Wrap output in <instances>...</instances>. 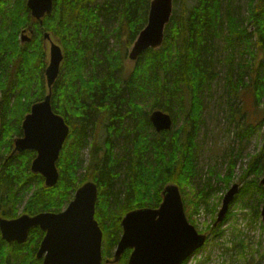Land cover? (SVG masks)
<instances>
[{
    "label": "trees",
    "instance_id": "1",
    "mask_svg": "<svg viewBox=\"0 0 264 264\" xmlns=\"http://www.w3.org/2000/svg\"><path fill=\"white\" fill-rule=\"evenodd\" d=\"M150 1L53 0L51 14L39 24L27 0H0V216L60 212L77 187L94 181L102 264L113 257L124 214L157 207L165 185L179 187L185 215L196 228L194 215L208 209L211 193L205 187L196 188L194 179L198 175L196 139L204 93L214 79L213 64H227L226 84L232 99L243 104L244 94L249 93L256 107L264 99V0H249L245 15L229 0H197L193 5L173 0L162 45L143 51L124 72L127 49L147 22ZM23 32L30 33V41L21 42ZM45 32L63 50L51 106L70 128L56 162L59 177L52 187L30 169L34 150L11 154L14 139L22 136L24 116L48 92ZM110 37H123L124 52L109 47ZM216 39L222 40L226 52L221 60L215 57ZM235 52L250 58L239 64L238 73ZM155 109L168 112L174 125V110H179L185 113L184 121L177 129L156 132L149 120ZM260 125L261 121H247L245 131L250 136ZM260 159V154L251 157L234 198L257 195L252 221L263 201ZM232 169L233 164L222 178L226 185ZM251 174L254 178L247 180ZM230 215L217 226L213 219L202 230L219 236ZM43 235L37 227L24 243H7L0 236V264H43L36 257ZM130 252L126 249L115 264H127Z\"/></svg>",
    "mask_w": 264,
    "mask_h": 264
},
{
    "label": "water",
    "instance_id": "2",
    "mask_svg": "<svg viewBox=\"0 0 264 264\" xmlns=\"http://www.w3.org/2000/svg\"><path fill=\"white\" fill-rule=\"evenodd\" d=\"M52 4L53 0H27L31 16L39 24L45 15L51 14ZM172 9L173 0L150 1L146 25L128 52L130 60L135 61L148 48L162 45ZM43 38L49 43L44 70L48 92L43 100L33 103L24 116L22 136L14 139L11 154L34 150L36 156L30 169L43 176L45 186L52 187L59 177L56 162L70 128L51 106L52 86L60 73L63 51L48 32ZM21 41H30V38L23 34ZM149 120L157 132L170 129L173 123L171 115L162 109L153 110ZM259 184L264 193V176ZM238 191V184H234L225 193L214 226L224 219ZM161 197L157 207H141L124 214L120 221L122 233L112 259L106 263H117L124 251L130 249L127 264H182L204 244L207 234L199 233L188 222L179 187L174 183L165 185ZM96 198V183L86 181L77 187L73 198L60 212L24 213L11 219L0 216V235L8 243H23L29 231L39 227L45 233L36 257L42 258L43 264H102V231L94 218ZM260 215L264 220V197Z\"/></svg>",
    "mask_w": 264,
    "mask_h": 264
},
{
    "label": "rangeland",
    "instance_id": "3",
    "mask_svg": "<svg viewBox=\"0 0 264 264\" xmlns=\"http://www.w3.org/2000/svg\"><path fill=\"white\" fill-rule=\"evenodd\" d=\"M187 1L189 5L197 2V0ZM229 1L235 7L239 6L244 15L247 13L249 0ZM225 3L226 1L223 2V7ZM27 35L30 33L27 32ZM52 38L59 44L54 37ZM123 41V37L118 40L110 37L108 45L113 49L120 48L124 52ZM131 46L126 52L124 72L132 68L135 63L128 58ZM214 46L215 57L223 59L226 52L223 50L222 40L216 39ZM45 51L48 58V41H45ZM96 56L99 58L101 55L97 53ZM249 59L248 54L234 53L236 73L240 71L237 68L239 64L245 63ZM98 67L101 70V66ZM213 71L215 74L211 87L204 93L202 123L196 139L198 175L194 179L195 187L199 189L205 187L211 193L208 209L201 208L199 214L194 215L197 228L200 231H203L202 229L209 225L213 219L216 220L227 190L234 184L240 186L239 177L247 168L251 157L260 154V164L264 167V99L257 107L253 104L249 93L244 94L243 104L241 100L232 99L226 84L227 64H213ZM248 78V75L244 76L245 81ZM174 112L176 125L172 124V128L177 129L183 123L185 113L179 110H174ZM255 120L261 121V125L249 136L247 129L245 131V123ZM82 157L86 163L87 148L82 151ZM231 164H233L231 180L226 185L222 178L228 175V168ZM252 178H254V174L249 175L247 180ZM215 205L218 206L214 208ZM257 205L258 200L255 193H248L242 200L231 201L226 216L228 213L231 215L222 225L221 234L216 237L214 233L207 231L209 235L205 247L193 254L187 264H264V221L260 215L262 204L259 207V215L254 221L250 216ZM21 208L22 206L19 207V213ZM212 209H215L216 213Z\"/></svg>",
    "mask_w": 264,
    "mask_h": 264
},
{
    "label": "bare ground",
    "instance_id": "4",
    "mask_svg": "<svg viewBox=\"0 0 264 264\" xmlns=\"http://www.w3.org/2000/svg\"><path fill=\"white\" fill-rule=\"evenodd\" d=\"M27 3V2H26ZM94 182V181H93ZM261 186V185H260Z\"/></svg>",
    "mask_w": 264,
    "mask_h": 264
}]
</instances>
